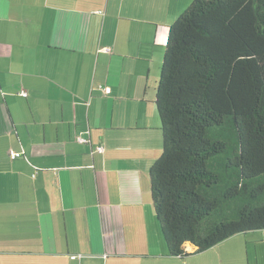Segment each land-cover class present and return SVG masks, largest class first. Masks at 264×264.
I'll return each instance as SVG.
<instances>
[{"label":"crops","instance_id":"1","mask_svg":"<svg viewBox=\"0 0 264 264\" xmlns=\"http://www.w3.org/2000/svg\"><path fill=\"white\" fill-rule=\"evenodd\" d=\"M192 2L0 0V264L202 254L168 255L149 182L168 31Z\"/></svg>","mask_w":264,"mask_h":264},{"label":"trees","instance_id":"2","mask_svg":"<svg viewBox=\"0 0 264 264\" xmlns=\"http://www.w3.org/2000/svg\"><path fill=\"white\" fill-rule=\"evenodd\" d=\"M155 105L150 198L168 255L264 233V0H193L169 27Z\"/></svg>","mask_w":264,"mask_h":264},{"label":"rangeland","instance_id":"3","mask_svg":"<svg viewBox=\"0 0 264 264\" xmlns=\"http://www.w3.org/2000/svg\"><path fill=\"white\" fill-rule=\"evenodd\" d=\"M171 264H264V233L234 237L192 260Z\"/></svg>","mask_w":264,"mask_h":264},{"label":"built area","instance_id":"4","mask_svg":"<svg viewBox=\"0 0 264 264\" xmlns=\"http://www.w3.org/2000/svg\"><path fill=\"white\" fill-rule=\"evenodd\" d=\"M97 13H101L100 11H98ZM106 51H110V49L106 48ZM104 91H107V89H103ZM21 95L23 96H26V92L24 90H21L20 92ZM85 140L82 138V137H79L78 138V142H84ZM99 151L102 150V147H98L97 148ZM21 156V153L20 152H15V151H10V158L11 159H16V158H19Z\"/></svg>","mask_w":264,"mask_h":264},{"label":"clouds","instance_id":"5","mask_svg":"<svg viewBox=\"0 0 264 264\" xmlns=\"http://www.w3.org/2000/svg\"><path fill=\"white\" fill-rule=\"evenodd\" d=\"M96 13H97V12H96ZM97 14L102 15L103 13L101 12V13H97ZM108 49H109V48H108ZM105 51H106V49H105ZM107 52H108V51H107ZM109 52H110V51H109ZM103 89H107V88H102V90H103ZM103 92L108 93V91H104V90H103ZM79 137H82V136H81V135H78V136L76 137V141H77V142H78V138H79ZM82 138H83L85 141H84V142H78V143H87V139H85L84 137H82ZM99 147H101V146H99ZM102 149H103V148H102ZM97 150H98V149H97ZM10 151H13V150H10ZM98 152H102V151H99V150H98ZM34 176H35V174L32 175V177H34ZM190 247H191V246H190ZM192 247H193V246H192ZM192 247H191V248H192ZM194 250H195V249H194ZM80 255H81V254H78V256H71L70 259H71V260L79 259V258H80Z\"/></svg>","mask_w":264,"mask_h":264}]
</instances>
